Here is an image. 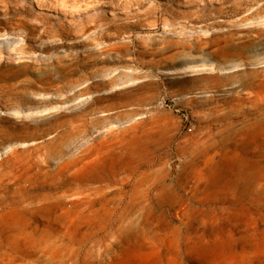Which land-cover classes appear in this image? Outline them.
Instances as JSON below:
<instances>
[{
	"label": "rangeland",
	"instance_id": "1",
	"mask_svg": "<svg viewBox=\"0 0 264 264\" xmlns=\"http://www.w3.org/2000/svg\"><path fill=\"white\" fill-rule=\"evenodd\" d=\"M0 264H264V0H0Z\"/></svg>",
	"mask_w": 264,
	"mask_h": 264
},
{
	"label": "bare ground",
	"instance_id": "2",
	"mask_svg": "<svg viewBox=\"0 0 264 264\" xmlns=\"http://www.w3.org/2000/svg\"><path fill=\"white\" fill-rule=\"evenodd\" d=\"M86 25H87V23L86 22H84V24L81 26V29H83V28H86ZM11 51V50H10ZM185 61H186V59H185ZM183 65V64H182ZM179 70L180 71H185V68H179ZM135 74H132V77L134 76Z\"/></svg>",
	"mask_w": 264,
	"mask_h": 264
}]
</instances>
